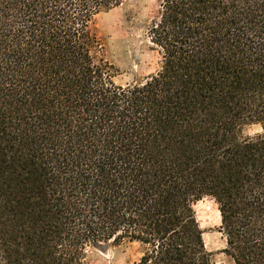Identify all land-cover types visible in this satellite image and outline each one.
<instances>
[{"label": "trees", "instance_id": "obj_1", "mask_svg": "<svg viewBox=\"0 0 264 264\" xmlns=\"http://www.w3.org/2000/svg\"><path fill=\"white\" fill-rule=\"evenodd\" d=\"M125 0H0V264H264V0H159L158 67L119 85L96 15ZM261 131L242 136V127Z\"/></svg>", "mask_w": 264, "mask_h": 264}, {"label": "rangeland", "instance_id": "obj_2", "mask_svg": "<svg viewBox=\"0 0 264 264\" xmlns=\"http://www.w3.org/2000/svg\"><path fill=\"white\" fill-rule=\"evenodd\" d=\"M159 0H125L120 6L101 12L94 18L92 28L103 41L104 55L112 65L116 84L127 85L145 80L158 67V53L151 48L147 23L157 12ZM261 131L258 123L242 127V136ZM194 209L206 248L213 264H230L223 252L225 236L220 230L217 205L210 197L198 200ZM140 253L137 242L123 240L108 242L88 249L89 264H133Z\"/></svg>", "mask_w": 264, "mask_h": 264}]
</instances>
